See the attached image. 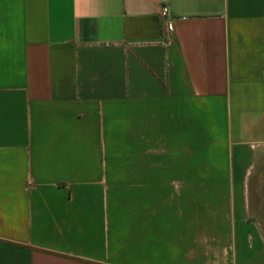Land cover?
Instances as JSON below:
<instances>
[{
    "label": "crops",
    "instance_id": "crops-1",
    "mask_svg": "<svg viewBox=\"0 0 264 264\" xmlns=\"http://www.w3.org/2000/svg\"><path fill=\"white\" fill-rule=\"evenodd\" d=\"M0 264H264V0H0Z\"/></svg>",
    "mask_w": 264,
    "mask_h": 264
},
{
    "label": "built area",
    "instance_id": "built-area-1",
    "mask_svg": "<svg viewBox=\"0 0 264 264\" xmlns=\"http://www.w3.org/2000/svg\"><path fill=\"white\" fill-rule=\"evenodd\" d=\"M160 15H161L162 18H167L168 11H167V9L165 7L161 8ZM166 20H167L166 28L168 30H171L172 29V23H173L174 19L173 18L172 19L169 18V19H166Z\"/></svg>",
    "mask_w": 264,
    "mask_h": 264
}]
</instances>
